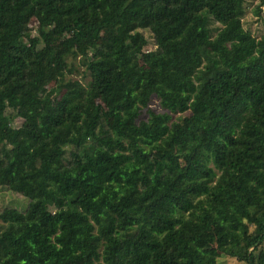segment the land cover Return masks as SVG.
Listing matches in <instances>:
<instances>
[{"label": "trees", "instance_id": "16d2710c", "mask_svg": "<svg viewBox=\"0 0 264 264\" xmlns=\"http://www.w3.org/2000/svg\"><path fill=\"white\" fill-rule=\"evenodd\" d=\"M251 1L0 0V264H264Z\"/></svg>", "mask_w": 264, "mask_h": 264}, {"label": "rangeland", "instance_id": "374dc122", "mask_svg": "<svg viewBox=\"0 0 264 264\" xmlns=\"http://www.w3.org/2000/svg\"><path fill=\"white\" fill-rule=\"evenodd\" d=\"M258 0L248 2L246 4L247 7V13L244 21V26L247 29H251L255 35L260 34L263 32V18H264V8L262 9L260 15L258 12L255 11L254 7L257 5ZM213 25L218 26V24L214 23ZM107 39H104L103 42H105ZM149 50H155V45L153 42L148 47ZM79 66V72L76 71L73 73L72 77L76 79L82 80L84 83H87L89 81L90 77H87L86 80H84V77H86L88 71L85 64L84 59H79L77 63ZM86 74V75H85ZM55 86L52 84L49 88H53ZM151 108L155 109L157 112L166 113L165 110H163L160 106L159 99L154 97L151 103ZM179 114H171L172 119L176 120ZM148 116L146 113L142 115V119H147ZM16 127L19 126L18 121L14 123ZM45 148V146L43 147ZM76 150V148H66L62 158L56 162V166L60 167L62 165H68L71 163L72 160V151ZM28 200L20 193L13 192L9 190L6 187L0 186V211L7 208H17L23 212L27 209ZM1 223V221H0ZM196 261L197 264H241L237 262L234 259L228 258L222 254H220L217 250H214V252L206 253L204 255H196Z\"/></svg>", "mask_w": 264, "mask_h": 264}]
</instances>
